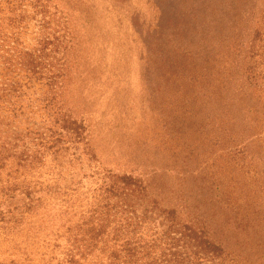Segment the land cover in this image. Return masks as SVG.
Returning a JSON list of instances; mask_svg holds the SVG:
<instances>
[{
	"label": "trees",
	"instance_id": "obj_1",
	"mask_svg": "<svg viewBox=\"0 0 264 264\" xmlns=\"http://www.w3.org/2000/svg\"><path fill=\"white\" fill-rule=\"evenodd\" d=\"M249 2L227 46L239 87L213 89V73L199 75L203 97L237 114L223 115L214 136L235 156L264 123V0ZM73 17L89 24L80 0H0V264H242V235L202 204L170 203L155 179L134 172L62 165L79 152L75 161H98L77 98L88 75Z\"/></svg>",
	"mask_w": 264,
	"mask_h": 264
},
{
	"label": "rangeland",
	"instance_id": "obj_2",
	"mask_svg": "<svg viewBox=\"0 0 264 264\" xmlns=\"http://www.w3.org/2000/svg\"><path fill=\"white\" fill-rule=\"evenodd\" d=\"M80 1L90 20L82 27V17H73L88 75L77 83V98L98 161L89 163L83 153L75 161L79 152L62 165H106L155 179L168 202L191 198L216 213L235 239L242 235V264H264V123L254 128L260 135L246 136L245 155L215 143L223 115L237 114L228 116L220 100L205 99L199 78L207 68L216 77L213 89L224 80L239 87L226 64L236 60L227 46L249 0ZM241 129L236 126L238 135Z\"/></svg>",
	"mask_w": 264,
	"mask_h": 264
}]
</instances>
